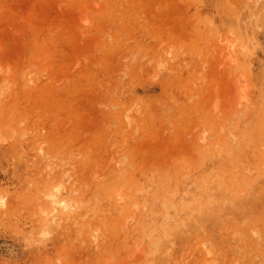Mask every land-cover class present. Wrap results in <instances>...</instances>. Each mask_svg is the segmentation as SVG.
Here are the masks:
<instances>
[{"label":"rangeland","instance_id":"rangeland-1","mask_svg":"<svg viewBox=\"0 0 264 264\" xmlns=\"http://www.w3.org/2000/svg\"><path fill=\"white\" fill-rule=\"evenodd\" d=\"M0 264H264V0H0Z\"/></svg>","mask_w":264,"mask_h":264},{"label":"bare ground","instance_id":"bare-ground-1","mask_svg":"<svg viewBox=\"0 0 264 264\" xmlns=\"http://www.w3.org/2000/svg\"><path fill=\"white\" fill-rule=\"evenodd\" d=\"M89 202H90V201H89ZM63 203H64V201L62 202V204H63ZM65 203H67V202H65ZM60 204H61V203H60ZM62 204H61V205H62ZM94 204H95V203H94ZM61 205H59V207H60ZM89 205H91V203H89ZM68 206H69V205H68ZM68 206L65 207L66 210L64 209L66 212H68ZM70 206H71V205H70ZM54 207H56V205H54ZM63 207H64V206H62L61 209H63ZM91 208H93V207H91ZM64 210H62V212H63ZM69 210H70V207H69ZM81 210H82V214H85V213H86V214H90V213H93V212H94V211L92 212V210L86 212V211L83 210V208H81ZM70 211H71V210H70ZM75 211H76V210H75ZM76 212H78V211H76ZM63 213H64V212H63ZM72 213H73V212H72ZM70 214H71V212H70ZM82 214H81L79 217H76V214H75V212H74L73 215L71 214V215H72V218H71V219H73V220L75 219L74 222H75L76 224H78V223L80 222V217L82 216ZM63 215L65 216V214H63ZM66 215H67V214H66ZM69 216H70V215H69ZM67 218H68V217H67ZM65 219H66V218H65ZM66 220H67V219H66ZM70 221H72V220H70ZM74 222H73V223H74ZM75 223H74V224H75ZM83 224H84V223H83ZM80 225H81V224H80ZM79 228H80V229H79L78 231H79V233H80L81 235H83V234H85V233L87 232V230H82L83 227H79ZM88 229H89V228H88ZM88 231H89V230H88ZM89 233H90V232H87L86 234H89ZM80 234H79V235H80ZM87 236H88V235H87ZM79 237H81V236H79ZM83 240H84V239H83Z\"/></svg>","mask_w":264,"mask_h":264}]
</instances>
